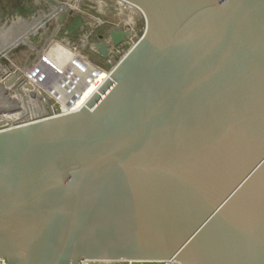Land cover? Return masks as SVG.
<instances>
[{
    "label": "water",
    "instance_id": "1",
    "mask_svg": "<svg viewBox=\"0 0 264 264\" xmlns=\"http://www.w3.org/2000/svg\"><path fill=\"white\" fill-rule=\"evenodd\" d=\"M43 1L52 29L40 41L43 20L27 23L42 47L73 14ZM125 1L146 28L100 93L0 130V256L264 264V0ZM128 34L112 29V44Z\"/></svg>",
    "mask_w": 264,
    "mask_h": 264
},
{
    "label": "rangeland",
    "instance_id": "2",
    "mask_svg": "<svg viewBox=\"0 0 264 264\" xmlns=\"http://www.w3.org/2000/svg\"><path fill=\"white\" fill-rule=\"evenodd\" d=\"M56 1L65 4V6L69 10H72V13L74 11L75 14L70 17L69 24L64 29V32L66 31V34H63L62 32V34L54 37L56 41L51 43L53 44L50 45L51 50H49L48 48V52L54 56L50 60L55 66H57V64L60 66L67 65L77 55H83L84 57H86V61L92 62L106 72H109V62H111V64L113 65L116 64L117 60L120 59V57H117L119 55V52H122L123 46L128 45L126 43V39L120 45L114 46L110 38V32L112 31V29H119L123 32H126V34L129 33L128 39L132 38L133 41L137 40L142 35L144 26L142 18L135 14V12L131 13L129 10L124 9V15H121V9L117 10V8L114 9V7H112V0ZM55 14L56 10H53L50 16V18H52L46 19L49 20L45 21L48 27L52 26V20ZM123 19L125 20L126 24L123 23ZM96 31L98 32V35L103 36L102 42L108 49L107 58L102 57L96 51L89 48L90 43H93L94 46V42H97V38L95 37ZM87 37L90 38L88 39ZM84 38H86V40H83ZM32 55V50L23 48L21 53H19L16 56L15 60H12V62L19 65L23 63L27 57H31ZM5 67L4 74L9 77L11 74ZM26 76L28 79L29 77L27 74ZM27 79L26 82H31L30 79ZM14 84L15 83H13L12 86H14ZM21 89L27 90L23 94L18 93V91H14L10 94H7V98L0 99V117L6 121L5 123L4 120L0 119V130L8 127V121L16 122L17 120L21 119V116L23 115L24 117L28 118L27 121H31V116L33 115V113H30V110L26 111L31 103L34 106L36 105L38 107L41 105L49 107L52 114H56L57 112H59L61 102H59L58 100L56 101V99L52 98L50 94L44 93L39 86H36L35 83H33L32 85L30 83L24 84ZM17 104L18 110L16 108ZM54 108H56L57 110ZM20 122L22 121L20 120Z\"/></svg>",
    "mask_w": 264,
    "mask_h": 264
},
{
    "label": "flooded vegetation",
    "instance_id": "3",
    "mask_svg": "<svg viewBox=\"0 0 264 264\" xmlns=\"http://www.w3.org/2000/svg\"><path fill=\"white\" fill-rule=\"evenodd\" d=\"M40 1L41 2L38 4L35 0H0V33L8 32L10 35L9 36L10 42L12 43V44H9V46H7V47H9V49H8V51H6L5 55L0 54V86L4 85L3 82L5 81V78L8 77L4 74V67L5 66H6L5 68L7 69V71L11 75L17 73L23 67L26 66L27 69L31 71L30 76L35 77L36 80H39V82L41 80H43L45 75L47 76V78L45 76V80H48L50 75H52L51 72H54L55 75L53 78L50 77V79H54V78L57 79L58 77L60 79V76H58V77L56 76V73H57L56 66L54 67V66H51L50 64L43 63L40 60H35V55L37 54V52H39V49L43 45L42 44H34L31 41V37L33 35L30 32H28V30H30V28H27V25H28L27 23H30V21H33L35 18L36 19L40 18L43 21H49L46 19L52 18V17L50 18L52 11L56 10V13H57V8H54L50 5H48V3L44 2L43 0H40ZM72 15H74V13L67 16L65 23L60 27V29L58 30V32L56 33V35L54 37L58 36L59 34H62V32H63V34H66V31L64 32V29L69 24L70 17H72ZM56 16L57 15L55 14V16L53 17V20H52L53 24H55ZM43 21L38 22L35 30H38V28H43L44 31L46 30V32H47L48 30L52 29L53 24L51 27H48L47 23L43 22ZM26 34L30 35L31 37H29L27 42L23 43L22 41L25 40L24 36ZM95 35H96L95 36L96 38L99 36L97 31H96ZM41 36L43 37L42 34H41ZM87 38L89 39L90 37H87ZM55 41L56 40L53 38L51 40V42L49 41L50 44H44V47H42V53L50 54L48 52V48H49V50H51L50 45H53L51 43L55 42ZM97 41H99L98 38H97ZM49 42H47V43H49ZM90 46H91L92 50L96 51L95 48H93V43ZM90 46H89V48H90ZM4 47H6V44L0 43V49H3ZM23 48L32 50L33 55L31 57L30 56L27 57L23 63L17 65L16 63H13L12 60H15L16 56L19 53H21ZM50 56H51V58L54 57L51 54H50ZM44 68H45V70H44ZM33 70L35 71V73ZM49 70H51V71H49ZM37 71L39 73H36ZM16 81H18V80H16ZM7 94H9V92H7L5 89H3V91L0 94V99L7 98ZM39 107L41 108V110L35 109V107L34 108L32 107L31 111L32 110H39L40 114H47L49 111H51V110H49V107H45L44 105H41ZM54 109H56V108H54Z\"/></svg>",
    "mask_w": 264,
    "mask_h": 264
},
{
    "label": "bare ground",
    "instance_id": "4",
    "mask_svg": "<svg viewBox=\"0 0 264 264\" xmlns=\"http://www.w3.org/2000/svg\"><path fill=\"white\" fill-rule=\"evenodd\" d=\"M112 7H114V9L117 8V10L121 9L120 10L121 15H124V10H129L131 13L135 12V14H137L139 17H141L143 22H144L143 31H142V35H143L145 28H146V20H145L144 14L140 8H138L134 4L127 2L125 0H112ZM73 13H74V11H73ZM123 23L126 24L124 19H123ZM83 40H86V38H84ZM90 45H92V43H90L89 46ZM90 48H91V46H90ZM86 60H87L86 57H84L83 55H77L67 65L60 66L57 64L56 68L59 69V71H57V73L56 72L55 73H56L57 77L60 76V79L58 77L56 82L54 81L55 78L51 79V80H45L46 75L43 78L44 81L41 80L39 82V80H36L35 77L30 76L31 71L28 70L27 72L23 73L24 81L21 84V86H24V84H27V83H30L31 85L33 83H35L36 86L40 85L39 87L42 89V91L44 93L50 94L52 96V98L56 99V101L58 100L59 102H61L60 107L62 108V110L60 108L59 112H57L56 114H65V113L77 112L87 104V102L90 100V98H92L95 94L100 93L101 86L107 80H109V78L111 77V73H112V72H106L102 68H100L97 65L93 64L92 62H88ZM121 61L122 60L120 58L119 60H117V63L114 64V66L116 67ZM49 71H51V70H49ZM34 73H35V71H34ZM36 73H39V72L37 71ZM26 74L28 75V77H29L28 79H30L31 82H28V81L26 82V79H27ZM46 78H47V76H46ZM51 82H53V84ZM14 83L15 84H14L13 88H11V86H10V88L7 87L6 91L9 92V94L14 92V91H16V92L18 91V93H20V94L21 93L23 94L24 92H26L27 89L22 90L21 86H19L16 82H14ZM100 95L102 96V94H100ZM17 106H18V104H17ZM32 107L33 108L35 107V109L41 110V108H39L36 105L34 106L31 103L28 106V108L26 109V111H28V110L31 111ZM39 110H32L30 112V113H33V115L31 116V121L35 120L34 117L38 113H40ZM47 114L46 115L43 114V117L53 115L52 113L50 115H47ZM0 119L4 120L1 117H0ZM5 123H6V121H5ZM8 123H9L8 126L11 127V126L19 125L21 122L19 119L16 122L8 121Z\"/></svg>",
    "mask_w": 264,
    "mask_h": 264
},
{
    "label": "built area",
    "instance_id": "5",
    "mask_svg": "<svg viewBox=\"0 0 264 264\" xmlns=\"http://www.w3.org/2000/svg\"><path fill=\"white\" fill-rule=\"evenodd\" d=\"M140 37L134 41L132 40V38L127 39L126 43L128 45L123 46L122 52H119V55L117 57H120L122 60L130 52V50H132L134 48V46L136 45V43L138 42ZM129 45H131V46H129ZM50 59H51L50 54L41 53L40 58L38 60L42 61L43 63L50 64L51 66L55 67V65L52 63V61ZM114 68H115V66L113 64H111V62H109V70L108 71L112 72V70ZM56 70L59 71V69H56ZM27 71H28V69H27ZM51 73H52V75H50V77L53 78L54 72H51ZM50 77L48 80H51ZM54 81L56 82L57 79H55ZM51 83H53V82H51ZM61 110H62V108H61ZM51 113L52 112H50V114ZM5 125H8V124H5ZM11 127H13V126H11ZM7 128H10V126H8ZM4 129H6V128H4ZM0 264H8V260L5 256H0ZM77 264H182V263L180 261L176 260L175 258L158 259V260H136V259H127V258H116V259L107 258V259H104V258L80 257L77 261Z\"/></svg>",
    "mask_w": 264,
    "mask_h": 264
},
{
    "label": "crops",
    "instance_id": "6",
    "mask_svg": "<svg viewBox=\"0 0 264 264\" xmlns=\"http://www.w3.org/2000/svg\"><path fill=\"white\" fill-rule=\"evenodd\" d=\"M35 33H36L35 36L38 37L39 40H43L44 37L39 36V34H40V35H41V34H42V35H45L46 32L44 31L43 28H38V30H35ZM32 38H33V37H31V39H32ZM0 42H1V41H0ZM22 42L24 43V42H27V41L24 40V41H22Z\"/></svg>",
    "mask_w": 264,
    "mask_h": 264
}]
</instances>
